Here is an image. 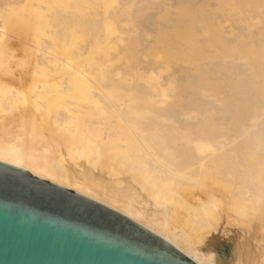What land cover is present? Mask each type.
Instances as JSON below:
<instances>
[{"label": "bare ground", "instance_id": "6f19581e", "mask_svg": "<svg viewBox=\"0 0 264 264\" xmlns=\"http://www.w3.org/2000/svg\"><path fill=\"white\" fill-rule=\"evenodd\" d=\"M0 162L264 264V0H0Z\"/></svg>", "mask_w": 264, "mask_h": 264}, {"label": "water", "instance_id": "95a60500", "mask_svg": "<svg viewBox=\"0 0 264 264\" xmlns=\"http://www.w3.org/2000/svg\"><path fill=\"white\" fill-rule=\"evenodd\" d=\"M0 264H196L116 211L0 162Z\"/></svg>", "mask_w": 264, "mask_h": 264}, {"label": "rangeland", "instance_id": "374dc122", "mask_svg": "<svg viewBox=\"0 0 264 264\" xmlns=\"http://www.w3.org/2000/svg\"><path fill=\"white\" fill-rule=\"evenodd\" d=\"M14 42V44H15V46L17 47L16 49L18 50V52L20 51H22L20 48L21 47H19V46H22V44L20 45V43H22L21 41H13ZM15 42H18V43H15ZM17 44V45H16ZM18 44H19V46H18ZM89 198V197H88ZM91 199V198H90ZM93 200V199H92ZM95 201V200H94ZM142 226V225H141ZM144 227V226H143ZM146 228V227H145ZM149 230V229H148ZM150 231V230H149ZM152 232V231H151ZM152 233H154V232H152ZM155 234V233H154ZM157 235V234H156ZM160 237V236H159ZM162 238V237H161ZM225 251V252H224ZM223 251V253H221V255L222 256H224V257H228L229 256V250H228V248H225V250Z\"/></svg>", "mask_w": 264, "mask_h": 264}]
</instances>
